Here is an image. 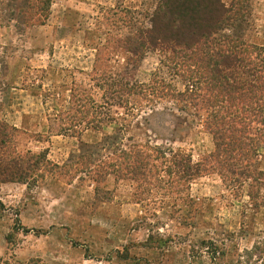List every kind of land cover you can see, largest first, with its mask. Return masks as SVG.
<instances>
[{
    "label": "rangeland",
    "instance_id": "rangeland-1",
    "mask_svg": "<svg viewBox=\"0 0 264 264\" xmlns=\"http://www.w3.org/2000/svg\"><path fill=\"white\" fill-rule=\"evenodd\" d=\"M251 2L248 38L264 45V0ZM157 3L53 0L43 26L21 35L0 28V117L24 132L22 154L38 168L24 183L0 185V264H187L194 250H204L203 241L225 245L234 262L243 251L264 247V207L251 205L247 187L232 189L216 174L181 183L177 191L165 186L167 178L155 187L126 176L102 181L103 134L84 132L83 124L75 132L56 130L75 91L90 90L102 101L93 72L98 51L112 71L124 64L112 46L149 28ZM160 59L146 55L135 79L147 83L155 72L167 73ZM114 130L111 125L106 132ZM182 130L175 148L194 162L205 158L211 136L197 122ZM130 134L137 135L120 133L123 149ZM81 140L94 145L86 168L76 166L89 149ZM260 165L264 171V152Z\"/></svg>",
    "mask_w": 264,
    "mask_h": 264
},
{
    "label": "trees",
    "instance_id": "trees-1",
    "mask_svg": "<svg viewBox=\"0 0 264 264\" xmlns=\"http://www.w3.org/2000/svg\"><path fill=\"white\" fill-rule=\"evenodd\" d=\"M52 1L0 0V28L21 35L33 25L43 26ZM251 6V0H158L150 27L118 38L112 46L110 52H120L124 64L112 71L98 51L93 72L102 101L96 102L90 90H77L56 124V130L67 133L83 124L84 132L103 134L98 144L108 154L100 161L97 179L126 176L155 187L163 183L158 179L167 178L165 186L177 191L181 183L216 174L232 189L247 187L251 205L264 207V45L248 38ZM149 53L160 56L167 73L155 72L143 83L135 79V70ZM163 116L169 120L152 124ZM192 122L214 143V150L197 162L174 146ZM111 125L115 130L106 132ZM132 131L137 135L130 134L123 149L120 133ZM142 131L144 142L138 140ZM21 135L0 117V185L24 183L38 170L22 154ZM80 143L89 149L76 166L86 168L92 165L94 145ZM202 243L204 250H194L187 264H264V247L245 250L232 262L225 245Z\"/></svg>",
    "mask_w": 264,
    "mask_h": 264
},
{
    "label": "crops",
    "instance_id": "crops-1",
    "mask_svg": "<svg viewBox=\"0 0 264 264\" xmlns=\"http://www.w3.org/2000/svg\"><path fill=\"white\" fill-rule=\"evenodd\" d=\"M214 150V144L212 145L211 151L209 153H211Z\"/></svg>",
    "mask_w": 264,
    "mask_h": 264
}]
</instances>
